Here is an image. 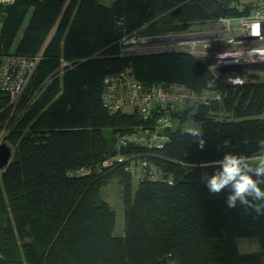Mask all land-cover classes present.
Segmentation results:
<instances>
[{"label":"trees","instance_id":"trees-1","mask_svg":"<svg viewBox=\"0 0 264 264\" xmlns=\"http://www.w3.org/2000/svg\"><path fill=\"white\" fill-rule=\"evenodd\" d=\"M255 2L242 9L239 0H16L0 7V52L42 51L19 99L21 113L12 117L11 161L0 170V264H264V214L239 203L228 208L227 190L211 194L203 180L224 152L258 153L264 80L221 84L220 101L170 110L174 126L163 148L127 150L148 152L144 157L162 179L137 180L128 161L101 167L119 135L151 132L163 113L158 107L144 119L134 110L107 109L106 75L131 65L145 88L164 82L194 91L211 78L188 52L126 54L120 39L247 15ZM9 101L0 91V121L10 115ZM187 119L200 124L203 150L200 138L184 129ZM226 139L231 143L224 148ZM82 168L88 172H76ZM112 181L124 210L118 236L115 210L102 197ZM239 238L257 239L260 249L241 252Z\"/></svg>","mask_w":264,"mask_h":264},{"label":"built area","instance_id":"built-area-1","mask_svg":"<svg viewBox=\"0 0 264 264\" xmlns=\"http://www.w3.org/2000/svg\"><path fill=\"white\" fill-rule=\"evenodd\" d=\"M15 1L0 0V7ZM137 34L124 35L120 39L124 53L185 51L201 59L211 72L209 82L201 91L164 82L145 88L131 65L103 79L101 99L107 109L134 110L144 119L149 118L158 107L163 113L158 116L153 131L119 135L115 141V151L102 161L101 167L128 161L126 170L137 180H158L163 177L161 171L144 155L149 150L163 148L169 140L167 130L174 126L170 110L220 101L221 84L240 86L247 83L249 74L264 72V0H256L247 15L220 17L200 30L170 31L152 36ZM41 57L42 51L34 56L0 52V91L6 92L10 101L28 85ZM237 79L240 83L232 82ZM131 146H142L148 152L127 153ZM76 172L85 174L88 169L82 168Z\"/></svg>","mask_w":264,"mask_h":264},{"label":"clouds","instance_id":"clouds-1","mask_svg":"<svg viewBox=\"0 0 264 264\" xmlns=\"http://www.w3.org/2000/svg\"><path fill=\"white\" fill-rule=\"evenodd\" d=\"M227 55V54H225ZM240 83L237 79L232 81ZM186 131L198 137V147L203 150L206 141L199 128H188ZM230 140L223 141V147L230 146ZM259 151L252 156L234 152H224L221 159L212 162L215 171L204 174L203 180L211 194H220L227 190L225 203L228 208H236L239 203L253 209L257 214H264V140L259 141ZM223 151V149H220Z\"/></svg>","mask_w":264,"mask_h":264},{"label":"rangeland","instance_id":"rangeland-1","mask_svg":"<svg viewBox=\"0 0 264 264\" xmlns=\"http://www.w3.org/2000/svg\"><path fill=\"white\" fill-rule=\"evenodd\" d=\"M100 1L104 4H109V3H111L112 0H100ZM249 2H250V0H239V3L237 4L238 9H242L243 4L249 3ZM226 17L234 18V16H226ZM0 18H1V12H0ZM214 22H215V20L204 21L202 23H196V22L191 23V24L186 23V24L182 25L183 27L180 30H182V29H184L182 31L200 30L201 28H207L209 25H212ZM159 23L160 22L157 23L158 26L161 25ZM118 24H119V22H118ZM157 24H156V26H157ZM55 25L50 30V32L48 34V39L53 34L54 29H55ZM0 26H1V21H0ZM170 31L173 32V29H169L168 31H165V32L153 31V32H149L148 34H142V33H138V34L139 35L152 36V35H158L161 33H168ZM138 34L136 36H138ZM134 39L137 40V38H134ZM260 80H264V72L249 74L247 82L260 81ZM29 83H30V81H29ZM29 83H28V85H29ZM28 85L23 89V91L18 96L12 98L11 101H9L8 105L11 106L10 115H8V117L5 118L3 121H0V141H6L8 143V134L10 132V128L12 127L11 126L12 125L11 124L12 117L14 115L18 116L21 113V112H19L20 109L18 108L19 99L23 95V93L26 90V88L28 87ZM21 110H25V109H21ZM126 110H129V109H126ZM183 127H184V129H188V128H192V127L200 129V124L197 122H194L192 119H187L186 122L183 124ZM104 134L108 139H110L111 135H110L109 130H107V129L104 130ZM13 150H14V145L12 146V151ZM102 197L109 202V204L113 207V209L115 210V213H116V220H115V225H114V229H113V234L116 236L122 235L124 233V226H125L124 210H123V202H122V198H121L120 186L117 184L116 181L110 182L108 185H106L102 189ZM237 246L241 252H255V251H258L260 249L259 243H258L257 239H255V238H239L237 240ZM263 261H264V259H263Z\"/></svg>","mask_w":264,"mask_h":264},{"label":"water","instance_id":"water-1","mask_svg":"<svg viewBox=\"0 0 264 264\" xmlns=\"http://www.w3.org/2000/svg\"><path fill=\"white\" fill-rule=\"evenodd\" d=\"M12 147L6 141H0V170H4L12 158Z\"/></svg>","mask_w":264,"mask_h":264}]
</instances>
